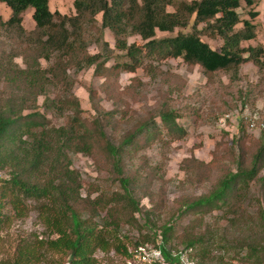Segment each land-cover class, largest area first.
Here are the masks:
<instances>
[{
    "label": "trees",
    "instance_id": "16d2710c",
    "mask_svg": "<svg viewBox=\"0 0 264 264\" xmlns=\"http://www.w3.org/2000/svg\"><path fill=\"white\" fill-rule=\"evenodd\" d=\"M0 1L11 10L7 18L0 16V36L6 32L5 37L12 42L0 55V81L5 88L0 91V169L5 173L0 178V209L8 204L14 217H23L28 212L26 200L32 198L38 203V218L46 232V237L35 234L30 239H18L12 256L0 259V264H33L40 260L42 250L60 255L61 264H101L95 253L111 249L124 259L129 254L127 242L133 248L153 240L148 234L134 241L120 235L124 223L137 222L135 212L140 210L139 200L130 191L129 179L120 177L122 193H112L107 198L100 192L91 198L92 191L87 190L83 196L84 183L79 171L72 167L71 154L91 155L93 148L101 147L113 168L121 174L124 148L132 143L135 134L150 123L154 126L155 122L140 124L121 143L115 144L106 139L101 116L93 119L92 127L79 120L80 104L69 93L73 79L68 70L78 72L94 66L95 74H102L107 58L100 60L102 53L86 51L81 37L83 24L95 22V15L102 14L101 27L109 28L114 33L115 46L126 50V56L131 57V61L114 65L115 69L121 67L131 72L140 64L134 44L121 38L124 33L132 32L146 40L148 54L181 56L190 65H200L211 76L218 70L236 69L244 60L264 69V47L242 46V41L255 37L251 19L258 13L249 9L250 18L241 20L237 11L240 0H74L73 15L51 11L49 0ZM244 1L247 6L254 3V0ZM167 5H172L174 10L168 11ZM28 9L34 24L27 31L22 21ZM239 22L243 26L236 29ZM188 24H191L190 32L154 37L157 29L172 31ZM201 35L222 39L220 50L212 48ZM17 56L22 58L23 66L14 60ZM41 60L50 63L43 67ZM49 86L60 87L63 93L50 97ZM41 95L44 96L43 110L37 105ZM66 109L72 113L63 124L56 125L47 116L48 113L61 116ZM159 117L168 131L185 134L171 109H162ZM240 128H245L243 122ZM263 166L264 131L249 165L244 166L237 160L235 171L225 172L209 193L185 202L181 211L226 206L225 211L232 214L236 199L254 179L260 182L264 197V175L258 177ZM119 208L124 211L123 217L119 215ZM101 209L105 215L99 216ZM257 213L264 232V206ZM4 220L0 216V230L9 224H3ZM171 229L172 225H164L160 231L164 242L168 246L191 247L192 256L201 263H231L236 259L240 263L264 264V234L256 243L246 244L247 252L240 250L229 261L224 254L212 255L204 246L203 235L190 234L183 240L184 244L169 243ZM200 245L202 248L196 249Z\"/></svg>",
    "mask_w": 264,
    "mask_h": 264
},
{
    "label": "rangeland",
    "instance_id": "374dc122",
    "mask_svg": "<svg viewBox=\"0 0 264 264\" xmlns=\"http://www.w3.org/2000/svg\"><path fill=\"white\" fill-rule=\"evenodd\" d=\"M73 1L49 0V8L73 15ZM240 1L237 11L241 20L250 18L249 9L258 13L251 19L255 25V37L242 41V46L264 47V0H254L252 6ZM166 9L174 10L172 5H167ZM10 12V8L0 1V16L7 18ZM101 15H95V22L83 24L81 37L87 52L102 53L100 60L107 57L103 64L104 72L95 74L94 66L78 72L68 70L73 79L69 93L77 97L80 104L79 120L92 127L93 119L101 116L106 139L115 144L121 143L140 124L148 125L154 121L155 125L150 123L142 132L135 134L132 143L124 148L120 159L121 174L113 168L101 147L93 148L91 155L72 153V167L79 171L84 183L82 195L86 196L87 190L92 191L91 198L100 192L107 198L112 193H122L120 177H127L131 193L139 200L140 210L135 212L137 222L132 225L124 223L120 235L134 241L148 234L154 240L164 225H172L168 233L169 243L184 244L187 236L197 234L206 238L204 246L212 251V255L224 254L230 261L229 258L240 250L247 252L246 244L256 243L264 234L257 213L259 207L264 206V197L257 179L252 180L236 199L234 215L225 211L226 206L212 209L196 207L189 212L181 210L185 208V202L209 193L225 172L235 171L237 160L244 166L250 164L262 131L251 129L242 120V114L258 107L264 108V69L244 60L236 69L218 70L209 76L200 65H190L181 56L148 54L144 45L146 40L132 32L124 33L121 38L134 44L140 64L131 72L121 67L115 69L114 65L131 61V57L126 56V50L115 46L114 33L107 27H101ZM22 23L27 31L32 29L31 9L23 13ZM242 26L239 22L235 28ZM191 30V24L175 27L172 31L157 29L154 37L174 36ZM6 34L2 32L4 36H0V55L12 43ZM201 39L216 50H220L223 43L219 37L201 35ZM243 55L246 57L247 52ZM14 60L24 65L20 56ZM48 63L41 60L43 67ZM3 89L4 84L0 81V91ZM47 90L50 97L63 93L60 87L49 86ZM43 100L44 96H38L40 110H43ZM162 109H171L177 115L176 121L185 131L183 136L179 131L171 132L162 126L159 117ZM71 113L66 109L61 116L54 117L50 113L47 116L58 125L65 123ZM242 122L245 125L243 130L240 128ZM263 175L264 166L258 177ZM26 203L28 212L23 217H14L8 204L0 209V216L5 219L3 224L9 223L0 230V259L12 256L20 238L30 239L35 234L46 237L38 218L37 201L29 198ZM102 215H105V210L101 209L99 216ZM119 215L124 216L121 208ZM127 243L128 248L132 247ZM200 248L201 245L196 247ZM95 256L101 264H122L123 261V256L113 249L97 251ZM61 263L60 255L42 250L40 260L33 264Z\"/></svg>",
    "mask_w": 264,
    "mask_h": 264
},
{
    "label": "built area",
    "instance_id": "2783aa9c",
    "mask_svg": "<svg viewBox=\"0 0 264 264\" xmlns=\"http://www.w3.org/2000/svg\"><path fill=\"white\" fill-rule=\"evenodd\" d=\"M242 120L251 129L264 131V108L252 109ZM5 173L0 169V178ZM193 249L183 245L168 246L163 236L158 232L154 240L139 243L133 248H129V254L123 259V264H247L233 261L231 263H201L192 256Z\"/></svg>",
    "mask_w": 264,
    "mask_h": 264
}]
</instances>
